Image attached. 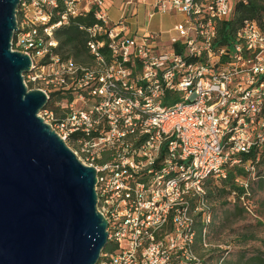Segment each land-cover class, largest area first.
<instances>
[{"label": "built area", "instance_id": "1", "mask_svg": "<svg viewBox=\"0 0 264 264\" xmlns=\"http://www.w3.org/2000/svg\"><path fill=\"white\" fill-rule=\"evenodd\" d=\"M237 1L152 0L150 16H183L167 36L129 34L126 13L112 21L106 0L19 1L11 48L31 59L23 81L48 100L65 96L39 115L97 172L108 233L97 264H196L198 223L208 245L209 183L238 166L240 199L250 194L264 147V14L220 44L218 24ZM90 12L95 22L80 26L88 60L62 58L56 31Z\"/></svg>", "mask_w": 264, "mask_h": 264}, {"label": "water", "instance_id": "2", "mask_svg": "<svg viewBox=\"0 0 264 264\" xmlns=\"http://www.w3.org/2000/svg\"><path fill=\"white\" fill-rule=\"evenodd\" d=\"M20 0H0V264H97L107 220L97 210L96 170L39 115L28 54L13 50Z\"/></svg>", "mask_w": 264, "mask_h": 264}, {"label": "rangeland", "instance_id": "3", "mask_svg": "<svg viewBox=\"0 0 264 264\" xmlns=\"http://www.w3.org/2000/svg\"><path fill=\"white\" fill-rule=\"evenodd\" d=\"M110 17H115L114 8ZM180 20V15L173 14L165 22ZM87 60L86 57L77 62ZM54 106L52 103L48 108ZM57 113L61 111L57 109ZM262 169L261 164L258 170ZM250 193V201L255 207L247 208L243 200L237 202L222 191L210 199L212 218L204 237L207 246L202 241L200 223L196 227V264H264V178L252 181Z\"/></svg>", "mask_w": 264, "mask_h": 264}, {"label": "trees", "instance_id": "4", "mask_svg": "<svg viewBox=\"0 0 264 264\" xmlns=\"http://www.w3.org/2000/svg\"><path fill=\"white\" fill-rule=\"evenodd\" d=\"M264 14V0H239L235 4L234 12L229 19H225L219 22L217 29V41L220 44L229 42L232 39L237 28L242 24L245 19L254 18L260 19ZM95 22L93 13L90 12L85 16H76L71 18L67 25L60 27L56 31V37L58 40L57 53L60 54L62 58L72 57L76 61H83L88 58V53L86 50V33L80 28V26H87ZM30 87V86H29ZM65 98L64 95L60 93H52L49 100L44 108H48L50 104L54 101ZM260 153V166L263 165L262 170H258L257 178H264V147L259 150ZM255 156V151L251 152L249 155H244L243 159H253ZM243 168L238 166H233L228 169V177L226 180L218 182H210L208 188V195L210 199L217 195V192H226L230 195L232 191H235L234 200L240 202L241 195L244 193L242 188H239L233 181L236 175L245 174ZM251 194V193H250ZM244 196V206L248 208L255 207L250 201L251 195Z\"/></svg>", "mask_w": 264, "mask_h": 264}, {"label": "crops", "instance_id": "5", "mask_svg": "<svg viewBox=\"0 0 264 264\" xmlns=\"http://www.w3.org/2000/svg\"><path fill=\"white\" fill-rule=\"evenodd\" d=\"M127 0H106L107 13L110 17L111 9L115 10V17L110 19L116 21L122 13H126V26L127 32L129 34H141L148 31L161 32L163 36H167L169 29L173 24L178 21H172L169 24H166L167 17H172L173 14L177 13H158L155 12L151 16L149 15L150 4L152 0H133L134 12L132 15L127 13V9H124L125 3ZM127 8V7H126ZM183 16L181 14H178ZM196 245V243H195ZM194 245V248L196 246Z\"/></svg>", "mask_w": 264, "mask_h": 264}]
</instances>
